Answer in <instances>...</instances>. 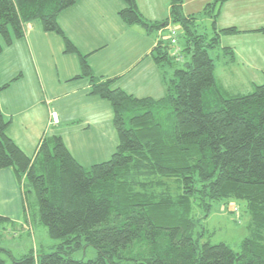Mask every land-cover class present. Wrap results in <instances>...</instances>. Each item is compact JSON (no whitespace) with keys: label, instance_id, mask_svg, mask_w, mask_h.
<instances>
[{"label":"trees","instance_id":"16d2710c","mask_svg":"<svg viewBox=\"0 0 264 264\" xmlns=\"http://www.w3.org/2000/svg\"><path fill=\"white\" fill-rule=\"evenodd\" d=\"M76 1L0 0V54L23 36L27 23L38 20L45 31L59 34L64 52L79 58L76 78H86L89 93L109 101L118 142L107 160L85 167L59 135H51L42 138L32 158L8 136L10 120L0 110V169L11 167L21 186L25 224L44 226L58 240L53 250L40 245L18 258L0 248L11 258L8 263L0 257V264H264V83L245 94L221 93L208 52L222 35L240 32L215 26L229 0L206 3L203 14L213 19L210 37L195 30L194 14H182L183 0H170L162 20H148L135 0H123L118 15L126 23L153 34L166 30L150 52L159 67L183 62V51L191 53L190 61L164 77L166 92L158 98L134 96L113 86L114 78L93 73L57 21ZM168 23L184 32V45L175 36L178 55L172 54ZM255 31L264 32V26ZM222 48L231 55L225 63H233V49ZM171 178L177 190L168 184ZM223 199L243 200L251 214L239 250L225 242L199 244L193 236V203L208 212L213 200ZM5 222L14 224L0 215V224ZM82 246H92L95 258H73Z\"/></svg>","mask_w":264,"mask_h":264},{"label":"crops","instance_id":"0c3cea01","mask_svg":"<svg viewBox=\"0 0 264 264\" xmlns=\"http://www.w3.org/2000/svg\"><path fill=\"white\" fill-rule=\"evenodd\" d=\"M86 1L77 0L58 15L57 21L65 35L76 43L80 53L86 55L93 73L103 78H114L113 83L115 84L113 85L112 83V85L123 90H125V87L120 81L126 77L129 84H135L137 80L141 79L147 80L151 82L152 87L156 91H161L162 93L166 87L164 77L170 76L172 72L167 71L165 67H159L150 55L155 45V42H152V38L155 39L158 33L156 35L148 33L143 27L139 26L140 28L134 32L140 39L139 43L142 47L134 51L128 64L117 65L109 58L110 54H112L109 51L111 39H107V33L110 35V29L114 32L116 25L115 18L117 13L115 7L113 6L112 10L109 11L100 1H97L94 5ZM135 1L139 11L145 18L148 20H161L155 16L158 11L153 6L161 7L162 0H159L160 2L158 3L160 4L157 3L158 0ZM230 1L221 5L220 9L223 6V13L225 12L226 4ZM145 6L147 7L143 9L142 7ZM79 10L85 11L86 16L82 23L87 24V30H90V33L83 31L80 35L84 37V40L77 42L76 37L78 34L75 31V26L76 21H79V17L69 24L67 18L68 16L75 17ZM229 10L231 12V9ZM231 13L235 14L234 12ZM109 20H111V23H106ZM248 21L253 23V20L246 13L241 15L237 13L234 20H231L230 15H228V20L221 24L220 28L244 23L246 25L244 30L254 31V29L264 26H260V24L256 27L248 26ZM93 22L99 23L96 26H101L98 32L101 30L103 34L98 38L93 35ZM63 24L70 25L72 27L71 32H66ZM165 31L163 30L161 34ZM24 32L21 38L27 40L31 50V59L28 65L25 64L26 67L11 68L7 76H4L3 69L0 68V87L8 83L5 87L0 88V110L5 118L10 120L7 128L8 136L26 155L34 158L42 138L51 135H59L72 153V149L64 138L65 131L71 130L74 133L76 132L77 154L79 155L82 152V156L77 158L76 155L77 161L85 167L95 163V161L85 162L84 160L94 154L93 151H89L87 135L90 132L92 136L91 127L98 128L101 120L110 121L112 117L111 109L105 103H102L105 108H103L104 112L101 114L99 111L101 101H98L94 95L89 93L90 83L86 78H76L80 73L79 64L76 57L74 59L69 57L70 55L65 54L60 36L52 32L43 31L40 25L35 23H31L29 30ZM113 32L111 36H114ZM254 33H258V31ZM261 34H264V32H261ZM45 40L48 43L46 47L42 46ZM33 42L37 44L35 49L32 48ZM46 50H48V57H46L44 62L43 56ZM235 62L236 59L233 63L226 64L223 70L227 66L230 68L231 64L235 65ZM144 63L145 66L140 69ZM136 70L139 71L134 73ZM240 71L242 73L236 75L237 79L246 78V83L249 84V87L247 86L246 88L253 87L249 79L252 78V75L243 70ZM257 72L264 73V61L262 59L259 60ZM253 77L259 78L258 73ZM215 79L218 81L216 73ZM238 91V89L234 90L235 93ZM138 93H141V90ZM152 95L147 96L153 97ZM97 106L98 108H96ZM105 136H108V134ZM25 209L24 194L13 169L11 167L0 169V215L9 218L14 223V226L23 229L18 236L14 235L19 237L20 243L26 240L25 234L32 240V237L34 236L35 238L36 232L39 230H35L33 226L25 224ZM20 234L21 237L19 236ZM33 244L32 248L34 249L36 242ZM40 245L41 247L43 246L42 244ZM9 251L11 253V250ZM25 251L27 250L24 247L17 248L18 253H25Z\"/></svg>","mask_w":264,"mask_h":264},{"label":"rangeland","instance_id":"374dc122","mask_svg":"<svg viewBox=\"0 0 264 264\" xmlns=\"http://www.w3.org/2000/svg\"><path fill=\"white\" fill-rule=\"evenodd\" d=\"M97 1L103 3V5L109 11H111L112 7L114 6L115 11L117 13L115 18L116 25L114 27V32L110 29V35H108L107 33V39H111L109 51H111L112 54H110L109 58L112 62L116 63L117 65H125V63L128 64L134 51L137 50L139 47H142V45L139 43L140 39L136 36L134 32L140 27L138 24L126 23L118 15V11L123 6L125 7V3L123 0H87L86 2H89L90 4L94 5L97 3ZM162 1L163 2L161 7L153 6V8L158 11L157 13H155V16L161 20L165 19L169 15L170 6V0ZM209 1L211 0H183V6L181 9L183 15L194 14L197 17V20L195 21V30L198 33L206 32V34H208V37L213 35V19L210 15L203 14V11L205 8L204 5H206V3ZM158 2L160 1L158 0L157 3ZM147 6L142 8L145 9ZM228 8L231 9V12H234L235 14H232ZM219 12L220 13L216 19L215 24L216 28H220L221 24H224L225 21L228 20V15H230L231 20H234L237 13L238 15L246 13L250 17V19L253 20V23L249 21L247 22L248 26L251 25L253 27H256L258 24H260V26L264 25V0H231L226 4L225 12L223 13V6L219 10ZM85 16V11L79 10V12L76 13L75 17L68 16L67 18L69 24L71 21L79 17V21H76L75 26V31L78 34L76 37L77 42L84 40V37L80 35L83 31L85 33H90V30H87V24L82 23L83 19H85ZM31 23L40 25L43 31H45L40 21L37 20ZM106 23L110 24L111 20L107 21ZM30 24H25V30H29ZM97 24L99 23L93 22V35L95 36V38H98L100 37V35L103 34L101 30L98 32L101 26H99V28L98 26H96ZM168 24L174 26L175 29L172 31V35L177 37V40L181 45H184L185 39L183 37V29L180 28V26L176 23ZM63 26H65L66 32H71L72 27L70 25L63 24ZM232 26H236V28L240 30V32L236 34L222 35L220 38V43L216 47L209 49L208 52L210 56L215 60V73L218 80L217 83L220 88V92L224 94L225 92L228 94H234V90L238 89L239 91L237 93L245 94L252 92L254 90L255 85L264 83V73L262 74L261 72H257V69L259 68V60L262 59L264 61V34H261V32L254 33L256 32V29H254V31L244 30L246 28L244 27L246 26L244 23H238ZM45 32H52L54 34H57L53 31ZM112 32L114 36H111ZM157 33L155 32L154 35L157 34V37H159V35H161V31H157ZM168 33L169 32H166V34ZM57 35L60 36L59 34ZM155 39L152 38L153 43L155 42ZM61 43L64 44L63 40ZM32 44V48L35 49L37 44H34V42ZM74 44L76 45L75 42ZM42 46H48L46 40L44 41V44ZM223 46H230L233 49V57H235L236 59L235 65L231 64L230 68L229 66H227L225 70H223V67H225L226 65L224 56L226 57V60L228 58V60L230 61L231 55L224 54L222 48ZM1 53L2 54L0 55V68L3 69L4 76H7L10 73L11 68L13 67H23L25 66V64L28 65V62L31 59V50L29 48V44L26 39H23L21 37L14 38L10 46H5L3 48V52ZM65 54L70 55L69 57H73L74 59L76 57L77 62L79 64V58L76 54ZM183 55L184 61L191 60V53L183 51ZM46 57H48V50H46L43 56L44 62ZM101 59H103V57H101ZM184 61L179 63L173 62L172 65L166 64L165 68L167 69V71L173 72L175 67H183ZM145 63L140 69L145 66ZM240 70H243L252 75V78L249 79L251 80L253 87H250L249 89L246 88L247 86L249 87V84L246 83V78L237 79L236 75H240L242 73ZM137 71L139 70H136L134 73H137ZM256 73H258L259 78L253 77ZM127 81L128 78L126 77L120 82L124 85L125 90L127 92L137 97H144L145 95L147 96L153 94L152 96L154 98H158L163 96L166 92V89H164L162 93L161 91H156L155 88L152 87L151 82L147 80H137L135 84H129ZM114 84L115 83H113V85ZM140 90L141 93H138ZM95 99L101 101L99 107V111L101 112V114H103V108H105L102 103H105L111 109L110 111L112 112V117L109 122L101 120V124L98 125V128L91 127L90 131H92V136L90 135V132L87 135L89 151H93L94 154L84 160L85 162L95 161V163H98L107 160L112 154V152H114L118 142V135L113 125V110L109 101L99 98L98 96H95ZM96 108H98V106ZM106 134H108V136H105ZM64 138L67 144L72 149V154L74 155V157H76V155L77 158L79 156H82V152L78 155L76 151V132L74 133L71 130H67L65 131ZM167 182L168 184H170L173 190H177V184H175L172 178L168 179ZM29 200L30 205L32 206V208H34V205H37V203L33 192L29 194ZM236 207L238 208L237 212H235ZM191 215H193V217L196 219L195 226L193 228V236L199 241V244L206 241L210 242L211 244L225 242L233 250H239L240 241L246 236H248L250 223L252 225L251 214L249 213L243 200H213L211 202L210 210L208 212L205 211L202 206L193 203ZM38 227L42 228H38L39 230L36 232L35 235L36 239L33 236L31 240V238H29L28 236H26L27 234H25L24 237L26 240L20 243L19 237L16 236H18L19 232H21V230L23 229H19L17 226H14V224H9L8 222L0 224V248L11 250V254L15 258H18L19 255L22 254V252H17V248L24 247V249L28 251L30 250V248L33 247V243L35 242V249H37L40 244H42L44 246L45 251L53 250L55 247L54 242L56 243L58 242V240L51 239L50 237H48L46 228H44V226L38 225ZM19 236L21 237V234ZM71 256L75 259L88 260L95 258L96 251L92 246H82L80 248L75 249L71 253ZM0 257L4 258L8 263L11 262V258L8 253L2 250L0 251Z\"/></svg>","mask_w":264,"mask_h":264},{"label":"built area","instance_id":"2783aa9c","mask_svg":"<svg viewBox=\"0 0 264 264\" xmlns=\"http://www.w3.org/2000/svg\"><path fill=\"white\" fill-rule=\"evenodd\" d=\"M167 28L169 29V31L172 33V31L175 29L174 27H172L171 25H168L167 26ZM170 43L172 44V46H173V51H172V54H174V55H178V53H179V47H178V45H177V40H176V38H175V36H172L171 38H170ZM180 58V56L178 57V59ZM238 211V208L236 207L235 208V212H237Z\"/></svg>","mask_w":264,"mask_h":264},{"label":"bare ground","instance_id":"6f19581e","mask_svg":"<svg viewBox=\"0 0 264 264\" xmlns=\"http://www.w3.org/2000/svg\"><path fill=\"white\" fill-rule=\"evenodd\" d=\"M205 6V5H204Z\"/></svg>","mask_w":264,"mask_h":264}]
</instances>
